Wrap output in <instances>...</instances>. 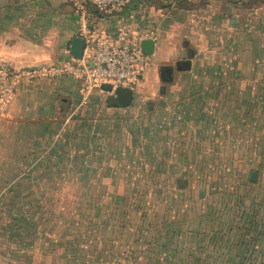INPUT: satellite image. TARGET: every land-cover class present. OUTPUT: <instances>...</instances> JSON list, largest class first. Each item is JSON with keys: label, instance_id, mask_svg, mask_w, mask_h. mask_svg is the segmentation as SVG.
Returning <instances> with one entry per match:
<instances>
[{"label": "rangeland", "instance_id": "374dc122", "mask_svg": "<svg viewBox=\"0 0 264 264\" xmlns=\"http://www.w3.org/2000/svg\"><path fill=\"white\" fill-rule=\"evenodd\" d=\"M126 10L166 54L131 106L67 78L0 116V264H264V0Z\"/></svg>", "mask_w": 264, "mask_h": 264}, {"label": "built area", "instance_id": "2783aa9c", "mask_svg": "<svg viewBox=\"0 0 264 264\" xmlns=\"http://www.w3.org/2000/svg\"><path fill=\"white\" fill-rule=\"evenodd\" d=\"M79 16V35L86 41L82 59L69 54L67 60L49 65L15 67L0 60V116L14 100L21 84L77 79L90 91L109 84L114 89L132 86L151 69V56L144 53L140 36L125 28L114 31L94 29L90 23V8L113 16L130 7L132 0H72ZM154 34L153 31L149 32ZM151 37V36H150Z\"/></svg>", "mask_w": 264, "mask_h": 264}, {"label": "crops", "instance_id": "0c3cea01", "mask_svg": "<svg viewBox=\"0 0 264 264\" xmlns=\"http://www.w3.org/2000/svg\"><path fill=\"white\" fill-rule=\"evenodd\" d=\"M131 16V11L127 10L113 16L105 15L103 19H95V28L100 31L125 28L136 34L152 29L139 25L138 19L134 20ZM76 37H80L79 16L72 0H0L2 61L15 67H34L64 61L68 59L72 40ZM151 40L155 41L154 60L165 59L166 54L157 51L158 39ZM67 80L63 78L57 82L63 84ZM33 84L20 85L11 111Z\"/></svg>", "mask_w": 264, "mask_h": 264}, {"label": "water", "instance_id": "95a60500", "mask_svg": "<svg viewBox=\"0 0 264 264\" xmlns=\"http://www.w3.org/2000/svg\"><path fill=\"white\" fill-rule=\"evenodd\" d=\"M131 6V5H130ZM86 47V41L82 37H76L72 40L70 47V55L75 59H82L84 50ZM142 47L144 53L148 56H152L155 50V41L151 39L144 40L142 42ZM178 70H190L192 64L190 61H179L177 63ZM162 78L166 82H170V78L167 79L164 77L162 72ZM102 90L106 92H113L114 95L112 97L111 106L113 107H129L133 104L134 101V90L130 87H118L114 89L111 85L106 84L102 86ZM257 178V174L253 172L251 174V181L255 182Z\"/></svg>", "mask_w": 264, "mask_h": 264}, {"label": "trees", "instance_id": "16d2710c", "mask_svg": "<svg viewBox=\"0 0 264 264\" xmlns=\"http://www.w3.org/2000/svg\"><path fill=\"white\" fill-rule=\"evenodd\" d=\"M103 18H105V15L102 14L97 8L95 7L90 8V23L94 29H97L95 28V19H103Z\"/></svg>", "mask_w": 264, "mask_h": 264}, {"label": "flooded vegetation", "instance_id": "af4514ba", "mask_svg": "<svg viewBox=\"0 0 264 264\" xmlns=\"http://www.w3.org/2000/svg\"><path fill=\"white\" fill-rule=\"evenodd\" d=\"M172 73H173V70H171V69H164L163 70V75L167 79H169V76L172 75Z\"/></svg>", "mask_w": 264, "mask_h": 264}]
</instances>
